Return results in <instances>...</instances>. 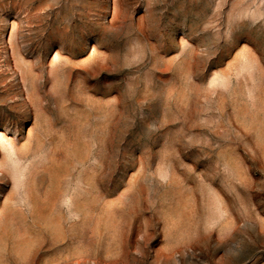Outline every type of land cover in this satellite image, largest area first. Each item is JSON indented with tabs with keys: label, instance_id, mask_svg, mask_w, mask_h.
Wrapping results in <instances>:
<instances>
[{
	"label": "rangeland",
	"instance_id": "obj_1",
	"mask_svg": "<svg viewBox=\"0 0 264 264\" xmlns=\"http://www.w3.org/2000/svg\"><path fill=\"white\" fill-rule=\"evenodd\" d=\"M0 264H264V0H0Z\"/></svg>",
	"mask_w": 264,
	"mask_h": 264
}]
</instances>
